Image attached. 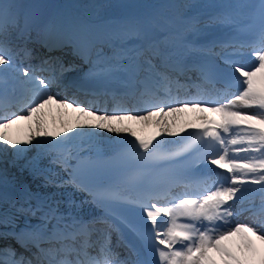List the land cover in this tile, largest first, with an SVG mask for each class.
<instances>
[{
  "label": "snow or ice",
  "instance_id": "obj_1",
  "mask_svg": "<svg viewBox=\"0 0 264 264\" xmlns=\"http://www.w3.org/2000/svg\"><path fill=\"white\" fill-rule=\"evenodd\" d=\"M17 7L0 0V165L30 169L43 176L45 186L73 191L53 193L33 207V195L25 190L28 207L19 211L37 223L17 231L0 218V240L10 238L24 249L0 246V264H264V0L252 6L249 39L208 45L192 42L199 20L187 9L189 23L179 36L184 54L146 39L131 21L123 27L128 40L107 52L106 44L84 37L72 54L88 64V78L118 75L123 87L94 92L85 102L51 91L76 70L74 64L49 56L35 66L27 43L11 45L13 32L27 42L33 31L52 51L73 44L60 39L55 25L40 14L22 17ZM209 22L235 27L228 13ZM193 53L204 62L192 65ZM100 96L111 97L110 109L100 106ZM127 99L134 101L132 107L125 106ZM149 128L155 132L148 134ZM102 132L132 138L122 142L137 165L129 181L138 186L135 195L109 189L101 196L89 187L94 161L80 153ZM31 148L37 152L27 157ZM45 159L50 167L42 168ZM6 171L0 167V178ZM78 192L90 200L78 202ZM85 203L104 211L85 219L79 211ZM109 203L137 212L138 225L117 216ZM241 211L254 219L240 220ZM120 224L141 244L140 250L129 246L124 258L112 244Z\"/></svg>",
  "mask_w": 264,
  "mask_h": 264
},
{
  "label": "bare ground",
  "instance_id": "obj_2",
  "mask_svg": "<svg viewBox=\"0 0 264 264\" xmlns=\"http://www.w3.org/2000/svg\"><path fill=\"white\" fill-rule=\"evenodd\" d=\"M47 67V66H46ZM56 93H59L60 95H62V96H67L68 97V95L66 94V93H64L62 90H56L55 91ZM69 98V97H68ZM186 119H192V116L191 115H189L188 117H186ZM9 152L11 153V151L9 150ZM28 152H30V153H32V152H37V149L36 148H31L30 150H27L26 151V154L28 153ZM24 164V161L23 160H21L20 161V165H23ZM16 168V172H18L19 170H21L22 169V167H20V166H17V167H15ZM24 169H26V168H24ZM22 178H25L26 180H29L30 181V177H29V175H22ZM21 178V179H22ZM32 183H34V182H32Z\"/></svg>",
  "mask_w": 264,
  "mask_h": 264
},
{
  "label": "rangeland",
  "instance_id": "obj_3",
  "mask_svg": "<svg viewBox=\"0 0 264 264\" xmlns=\"http://www.w3.org/2000/svg\"><path fill=\"white\" fill-rule=\"evenodd\" d=\"M28 1H29V0H12V2H14V3L18 6L17 9L22 8V7L24 6V4H25L26 2H28ZM28 154H29V152L26 154V156H27ZM7 158H10V156L8 155ZM11 171H12V173H13L14 170H11ZM27 171H28V174L31 173V170H30V169H27ZM15 174H16V180H18L21 174H19V173H15Z\"/></svg>",
  "mask_w": 264,
  "mask_h": 264
}]
</instances>
